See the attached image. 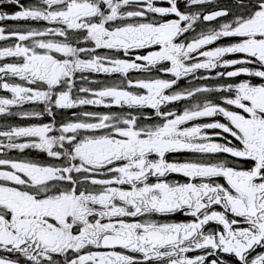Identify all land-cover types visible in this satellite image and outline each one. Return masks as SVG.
<instances>
[{"label":"snow or ice","instance_id":"6c2138e0","mask_svg":"<svg viewBox=\"0 0 264 264\" xmlns=\"http://www.w3.org/2000/svg\"><path fill=\"white\" fill-rule=\"evenodd\" d=\"M0 264H264V0H0Z\"/></svg>","mask_w":264,"mask_h":264},{"label":"flooded vegetation","instance_id":"af4514ba","mask_svg":"<svg viewBox=\"0 0 264 264\" xmlns=\"http://www.w3.org/2000/svg\"><path fill=\"white\" fill-rule=\"evenodd\" d=\"M23 2L26 3V4H29V3H33L34 0H23ZM6 10L12 11V10H14V6H9ZM34 158H36V159H43V156L42 155H39V156H36ZM175 178H179V177H175Z\"/></svg>","mask_w":264,"mask_h":264}]
</instances>
